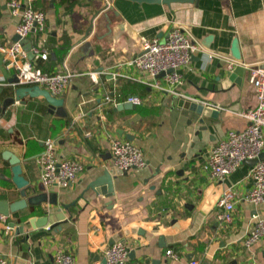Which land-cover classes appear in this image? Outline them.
Segmentation results:
<instances>
[{
    "label": "crops",
    "instance_id": "obj_1",
    "mask_svg": "<svg viewBox=\"0 0 264 264\" xmlns=\"http://www.w3.org/2000/svg\"><path fill=\"white\" fill-rule=\"evenodd\" d=\"M7 1L0 0V46L17 35ZM32 6L44 13L45 29L25 38L27 58L43 71L78 75L61 96L59 114L42 97L8 104L17 86L0 87V199L19 198L6 151L20 159L22 175L36 188L41 185L34 158L46 138H56L59 156L79 158L84 168L71 187L47 191L56 195V206L0 215V256L7 264H52L57 248L78 264L102 263L116 241L127 244L126 264H184L192 258L202 264H264V238L250 249L242 243L254 216L264 218V203L241 200L253 182L252 166L243 162L221 181L201 170L204 154L226 131L247 126L236 113L256 104L249 77L251 68L264 69V0H32ZM173 27L203 48L179 68L183 98L155 90L151 77L126 65L141 53L142 38L165 40ZM234 40L239 59L232 55ZM33 47L47 58L33 57ZM236 66L243 71L235 73ZM89 72L97 73L96 82ZM14 75L0 53V79L9 83ZM105 95L121 102L137 96L142 104L115 110L104 103ZM179 100L203 104L217 116L195 114ZM115 137L140 147L146 164L116 176L106 197L89 186L112 167L109 142ZM225 189L237 196L230 224L217 219ZM58 212L64 221L28 224Z\"/></svg>",
    "mask_w": 264,
    "mask_h": 264
},
{
    "label": "built area",
    "instance_id": "obj_2",
    "mask_svg": "<svg viewBox=\"0 0 264 264\" xmlns=\"http://www.w3.org/2000/svg\"><path fill=\"white\" fill-rule=\"evenodd\" d=\"M6 5L9 14L17 20L15 32L20 40L28 37L33 31L39 33L44 31L45 15L42 11L33 8L32 0H8ZM20 40L0 46L6 67L15 69L16 79L15 83H7L0 79V87L36 85L46 89L55 97H61L78 74L69 71L46 72L36 67L27 58ZM140 45L141 53L128 60L126 65L151 77L152 81L149 85L155 90L183 98V95L177 91V87L182 84L179 68L188 65L196 53L202 52V46L190 39L180 27H173L165 40L142 38ZM31 54L43 60L47 58V54L37 47L31 48ZM226 67L231 70L234 67L233 62H229ZM87 74L96 82V72ZM161 74L163 75L160 76ZM162 83L168 86L164 87ZM249 83L254 89L256 104L253 108L236 113L247 121V126L243 130L226 131L225 135L204 154L201 170L216 181H221L245 160L256 159V163L251 168L252 185L243 194L241 200L258 205L264 203V160L260 158L264 149V69L251 68ZM124 102L134 106L142 104L141 98L137 96H130ZM104 103L116 106L123 101L105 95ZM109 150L112 167L120 174L143 168L146 164L142 149L129 139L112 138L109 142ZM34 159L39 170V183L45 191L52 187H71L84 168L79 158L59 156L57 140L54 137L44 140L42 151ZM236 200L237 196L233 190L225 189L222 192L217 202L219 222L226 224L232 222ZM254 218L255 221L242 240L247 249L264 238V218L256 216ZM165 254L176 259L172 250H167ZM127 257V244L116 241L105 249L104 264H126ZM51 260L52 264H78L71 253L61 248L53 251ZM0 264H7L2 256H0ZM91 264L103 263L95 261ZM184 264H202V262L192 258Z\"/></svg>",
    "mask_w": 264,
    "mask_h": 264
},
{
    "label": "water",
    "instance_id": "obj_3",
    "mask_svg": "<svg viewBox=\"0 0 264 264\" xmlns=\"http://www.w3.org/2000/svg\"><path fill=\"white\" fill-rule=\"evenodd\" d=\"M135 2H150V3H167L169 0H131ZM20 40L19 36L16 35L15 41ZM22 43L25 39L20 40ZM232 55L234 58L239 59L240 55L237 48V41L234 40L232 43ZM235 73H240L243 71L241 66H236L234 69ZM161 74L160 76H162ZM15 77L9 80V83H15ZM1 90V88H0ZM26 96L30 98L42 97L49 107L50 112H55V114H59L60 112H64V100L61 97H55L51 95L46 89L40 88L39 86H17L12 94L6 98V103L14 104L15 102L25 103L23 98ZM178 105L183 107L186 110L194 112L195 114L212 117L215 118L217 116V112L210 107L204 106L203 104H199L194 101L189 100H179ZM133 105L129 102H123L116 105L115 110H122L131 108ZM202 121V120H201ZM3 156L8 160L10 164L11 171V182L18 190L19 198L9 202L7 199H0V215L1 216H9L11 213L22 211L26 208L29 211H38L43 203H47L49 205L56 206L57 200L56 195L54 193H49L43 188H36L35 186L30 185L28 180L22 175V167L20 164V159L12 154L11 152H4ZM262 158V155L260 156ZM256 159L253 160H245L244 163L253 166L256 163ZM120 172L115 168H106L103 170L101 176L97 177L90 184V188L95 191L96 194L104 195L106 197H110L113 191L112 181L118 176ZM126 174V172L122 173ZM31 193L32 195H30ZM67 208V206H66ZM60 210V209H59ZM40 219V220H39ZM64 215L59 214V212L55 216H50L49 214H45L40 218H30L28 220V224L31 225L32 228L39 225V222L45 225L46 223L57 224L59 221H64ZM37 221V223H35ZM35 223V225H34ZM104 264V260L102 262Z\"/></svg>",
    "mask_w": 264,
    "mask_h": 264
}]
</instances>
